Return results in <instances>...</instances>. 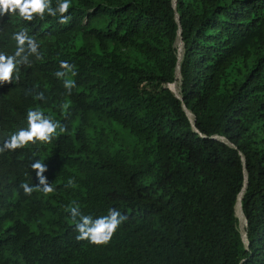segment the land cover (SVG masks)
Here are the masks:
<instances>
[{"label": "trees", "instance_id": "16d2710c", "mask_svg": "<svg viewBox=\"0 0 264 264\" xmlns=\"http://www.w3.org/2000/svg\"><path fill=\"white\" fill-rule=\"evenodd\" d=\"M65 15L0 16V53L25 31L40 54L0 83V147L29 110L65 128L0 153V264H264V0H71ZM179 25L180 94L199 132L166 87ZM244 169L247 247L235 214ZM71 207L127 219L97 246L76 239Z\"/></svg>", "mask_w": 264, "mask_h": 264}, {"label": "clouds", "instance_id": "9594fccd", "mask_svg": "<svg viewBox=\"0 0 264 264\" xmlns=\"http://www.w3.org/2000/svg\"><path fill=\"white\" fill-rule=\"evenodd\" d=\"M175 5H176V0H172L173 8H175ZM70 7H71V0H58L56 7L51 6V0H0V16L7 15L9 13L11 14L18 13V15L22 19L31 22L34 19V16L36 15H38L40 19H43L45 13L47 12L48 15H51L53 17L58 16L59 22L61 24H66L71 19L70 16L65 15L66 13L69 12ZM176 15L178 14L175 13V19H176ZM179 29L181 31L180 25L178 27V31ZM180 37L178 36V32H177L176 74L174 80L166 84V87L174 94L176 98H178L176 95L182 98V95L180 94V85H181L180 60L182 58V53H183V40L181 43ZM13 39L16 41L17 44L14 54L12 56H6L5 54L0 53V83H12L14 72H16L17 70V65L28 64L30 55L35 54L37 58H39L40 55L38 53L37 43L31 37H29L25 31L15 33L13 35ZM73 67L74 66L70 65L69 63L62 61L61 69L63 70L57 71L55 73L57 78L64 79V87L69 94H71V90L75 86V84L73 80L65 79V77L69 72H72L73 75L75 74L73 72ZM175 81L177 82V86H178L177 91H175L171 87V85L175 83ZM35 98L43 99V93H39V95H37ZM178 99L181 101V106L183 108V104H184L183 98L182 99L178 98ZM64 107L67 106L65 105ZM186 109L188 108L186 107ZM186 116L190 121L193 129L199 132L198 129L195 127L194 115L190 110L188 114L186 113ZM27 120H28V127L26 129H20L18 132L14 133L8 140H5L2 147H0V153L6 150L14 151L16 149L23 148L30 143H36L37 141L43 143L50 142L53 136L56 134L58 128L61 133L65 131V128L62 127L59 124V122H54L53 120L47 118L44 115V113L39 110H29L27 114ZM191 120L193 121V124ZM217 137L218 135L212 136V138L214 139H219L221 141L229 143L225 139V137L223 140ZM31 166L33 170L36 172V176L39 180V183L36 185V189H39L44 195H48L52 193L54 191V188L51 186L46 176L44 175V173L47 171L45 164L37 160ZM244 174H246L245 169H244ZM245 180L246 177H244L243 187L237 196V201L235 204V214L239 221V228L241 231L242 241L247 247L248 246V238H247V230H246L247 223H245L244 221V217L246 216L242 210V205H241L242 194L246 186ZM68 186H74V181L72 179H69ZM20 187L23 189V192L26 196H30L35 190L28 183H21ZM239 205L242 210V213L240 212ZM70 214H71V219L75 225L76 231L78 233L76 239L78 241L87 240L90 243L97 246L107 245L111 241L119 225L124 220L127 219L126 216L121 215V213L115 208L109 209L108 215L96 219H93L91 216L88 215H83L78 207H71ZM77 217H79V219H77ZM242 219L244 223L243 225H242ZM246 222H247V218H246ZM244 233L246 234L247 242L243 240Z\"/></svg>", "mask_w": 264, "mask_h": 264}, {"label": "water", "instance_id": "95a60500", "mask_svg": "<svg viewBox=\"0 0 264 264\" xmlns=\"http://www.w3.org/2000/svg\"><path fill=\"white\" fill-rule=\"evenodd\" d=\"M176 20H177V22H179V18H178V15H176ZM178 36L180 37L181 36V31H180V29H179V31H178ZM180 40H181V43H182V39H181V37H180ZM178 68H179V65H178ZM178 72H179V70H178ZM177 72V73H178ZM173 90V89H172ZM174 91V90H173ZM176 95V94H175ZM178 98H180V99H182L181 97H179L178 95H176ZM183 108H184V110L186 111V113L188 114L189 113V110L188 109H186V107H185V105L183 104ZM191 122H192V124H193V121L191 120ZM217 138H220V139H224V137H221V136H218ZM242 160H243V163H244V158L242 157ZM245 177H246V174H245ZM245 184H246V180H245ZM239 198H240V196H239ZM239 209H240V212L242 213V210H241V208H240V205H239ZM244 221H245V223H247L246 222V217H244ZM243 240L245 241V242H247V238H246V234L244 233L243 234Z\"/></svg>", "mask_w": 264, "mask_h": 264}, {"label": "bare ground", "instance_id": "6f19581e", "mask_svg": "<svg viewBox=\"0 0 264 264\" xmlns=\"http://www.w3.org/2000/svg\"><path fill=\"white\" fill-rule=\"evenodd\" d=\"M171 87L175 90V91H177V82L175 81V83H173L172 85H171ZM243 225V224H242Z\"/></svg>", "mask_w": 264, "mask_h": 264}]
</instances>
